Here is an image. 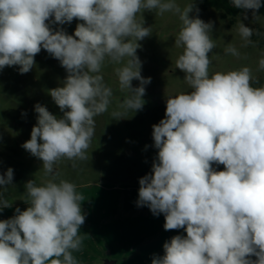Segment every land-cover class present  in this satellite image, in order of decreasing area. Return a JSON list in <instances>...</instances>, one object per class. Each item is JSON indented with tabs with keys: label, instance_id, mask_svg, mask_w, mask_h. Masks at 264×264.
I'll return each mask as SVG.
<instances>
[{
	"label": "clouds",
	"instance_id": "9594fccd",
	"mask_svg": "<svg viewBox=\"0 0 264 264\" xmlns=\"http://www.w3.org/2000/svg\"><path fill=\"white\" fill-rule=\"evenodd\" d=\"M231 3L253 17L262 6L261 0ZM153 9L174 12L182 22L176 68L191 91L167 97L165 117L152 125L158 151L151 171L139 178L137 207L163 214L165 231L186 232L166 241L152 264H264V86H253L248 67L210 75L213 22L200 19L193 2L182 10L175 0H0V70L19 66L26 74L43 49L67 72L62 86L49 90L62 117L36 103V124L21 145L53 179L40 186L28 181L27 209L17 207L13 217L0 220V264H77L72 252L82 244L83 196L74 183L56 182L54 165L61 158L88 159L94 117L107 111L112 95L99 74L106 59L119 64L126 58L116 69L129 92L121 107L142 110L151 77L141 75L137 49L151 27L137 14ZM74 18L82 23L71 35L52 27ZM238 32L244 46L253 43L254 29L240 21ZM226 52L239 56L232 46ZM259 65L264 68V59ZM13 179L11 167L0 174V210L11 207L2 190Z\"/></svg>",
	"mask_w": 264,
	"mask_h": 264
},
{
	"label": "rangeland",
	"instance_id": "374dc122",
	"mask_svg": "<svg viewBox=\"0 0 264 264\" xmlns=\"http://www.w3.org/2000/svg\"><path fill=\"white\" fill-rule=\"evenodd\" d=\"M175 2L182 10L193 2L199 8V18L213 22L211 35L216 47L208 53L212 61L210 75L248 67L256 81L253 86H264V68L259 65L264 59V16L254 20L249 15L247 19L240 15L230 25L220 11L206 7L205 0ZM137 20H143L144 27H151V35L138 41L141 48L137 49L142 61L141 75L151 77V83L145 86L142 110L134 112L121 107L129 92L120 87L116 69L123 66L126 58L119 64L106 59L99 74L112 95L107 111L94 117V135L86 150L88 159L61 158L54 165L58 173L56 182L74 183L83 196L81 209L86 218L79 233L82 244L72 252L77 264H105L107 260L116 261L115 264H152L154 256H163L166 241L175 235L186 236L184 229L165 231L163 214L154 216L148 207L136 205L139 178L151 171L158 151L153 147L152 125L165 117L167 97L191 91L184 80L185 73L176 68V60L183 52L182 47L175 45L182 22L178 14L171 11L160 14L158 9L142 10ZM240 21L254 29V34L261 31L257 38L252 35L253 43L247 46L238 32ZM77 23L82 21L74 18L70 24L52 27H63L71 35ZM229 46L235 47L239 56L226 52ZM34 60V67L26 74L19 73V66L0 70V174L9 167L14 170L13 185L2 190L11 207L0 210V220L13 217L17 207L21 211L27 209L28 181L40 186L53 179L45 173L42 161L21 145L30 139L36 124V103L62 117L49 90L62 86L67 72L46 50L42 49ZM132 86L138 87L140 82L133 80ZM115 112L122 115L114 116ZM214 167L217 171L224 170L223 165Z\"/></svg>",
	"mask_w": 264,
	"mask_h": 264
},
{
	"label": "trees",
	"instance_id": "16d2710c",
	"mask_svg": "<svg viewBox=\"0 0 264 264\" xmlns=\"http://www.w3.org/2000/svg\"><path fill=\"white\" fill-rule=\"evenodd\" d=\"M261 5V8L257 11V16L253 17L252 10L236 8L232 5L231 0H205V6L220 11L223 18L230 20V25H233L240 15H249L254 20L259 16H264V0H261ZM259 34H261L260 30L254 34V38H257Z\"/></svg>",
	"mask_w": 264,
	"mask_h": 264
},
{
	"label": "water",
	"instance_id": "95a60500",
	"mask_svg": "<svg viewBox=\"0 0 264 264\" xmlns=\"http://www.w3.org/2000/svg\"><path fill=\"white\" fill-rule=\"evenodd\" d=\"M116 263V261H111V260H107L106 262H105V264H115Z\"/></svg>",
	"mask_w": 264,
	"mask_h": 264
}]
</instances>
